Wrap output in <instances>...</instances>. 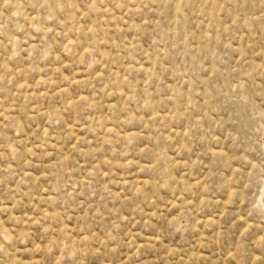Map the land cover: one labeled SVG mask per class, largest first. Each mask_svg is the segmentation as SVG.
Listing matches in <instances>:
<instances>
[{
  "label": "rangeland",
  "instance_id": "1",
  "mask_svg": "<svg viewBox=\"0 0 264 264\" xmlns=\"http://www.w3.org/2000/svg\"><path fill=\"white\" fill-rule=\"evenodd\" d=\"M264 0H0V264H264Z\"/></svg>",
  "mask_w": 264,
  "mask_h": 264
},
{
  "label": "bare ground",
  "instance_id": "2",
  "mask_svg": "<svg viewBox=\"0 0 264 264\" xmlns=\"http://www.w3.org/2000/svg\"><path fill=\"white\" fill-rule=\"evenodd\" d=\"M262 200L264 201V197L262 198Z\"/></svg>",
  "mask_w": 264,
  "mask_h": 264
}]
</instances>
